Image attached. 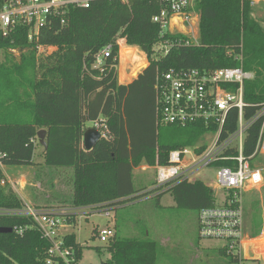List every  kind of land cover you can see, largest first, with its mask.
Segmentation results:
<instances>
[{
    "label": "trees",
    "instance_id": "16d2710c",
    "mask_svg": "<svg viewBox=\"0 0 264 264\" xmlns=\"http://www.w3.org/2000/svg\"><path fill=\"white\" fill-rule=\"evenodd\" d=\"M3 0H0V6ZM264 8V0L257 2ZM255 0H195L199 13L197 44H184L180 35L162 32L151 18L161 10L159 0H93L87 8L70 7L65 24L53 19L39 29L38 42L27 39L28 26L17 24L0 33V162L3 166L37 165L33 152L36 133L45 128L44 163L54 169H71L73 208L93 206L114 210L118 205L148 193L133 184L141 163L164 165L171 150L196 143L207 130L202 120L185 126L164 124L156 102V85L170 69L209 71L237 68L252 73L243 81V117L251 120L243 141V154L251 156L263 118L264 15L255 17ZM118 39L144 53L147 66L127 84L117 79ZM37 44L54 50L38 54ZM108 44L111 52L95 66L96 55ZM168 45L167 53L163 47ZM136 67L141 57H131ZM136 70V69H135ZM237 108L227 111L221 136L237 125ZM103 134L90 150L82 143L85 123ZM203 146L201 147V149ZM223 164L222 161L214 165ZM2 175V174H0ZM168 192L175 206L197 213L213 205L210 187L200 180H178L159 186V201ZM22 201L11 188L0 187V207H19ZM74 223V215L66 214ZM250 236L262 220L256 216ZM30 227L19 235L0 233V264H45L50 242L32 221L22 216H0V226ZM115 235L105 243L104 264H154L158 244L147 237ZM77 264L82 246L73 233L63 236ZM101 253L102 248H95ZM225 250V249H223Z\"/></svg>",
    "mask_w": 264,
    "mask_h": 264
},
{
    "label": "built area",
    "instance_id": "2783aa9c",
    "mask_svg": "<svg viewBox=\"0 0 264 264\" xmlns=\"http://www.w3.org/2000/svg\"><path fill=\"white\" fill-rule=\"evenodd\" d=\"M92 1L3 0L0 6V33L6 35L21 23L28 26L27 39L37 43L41 27L53 19L58 20L61 25L65 24L70 7L87 8ZM118 1L125 5L130 2ZM159 2L162 5L161 10L151 18L152 22L157 23L163 33L180 35V41L184 44H197L199 13L195 8V0ZM117 44L119 46L121 43L117 41ZM36 47L37 51L45 50V47L39 44ZM138 51L136 50L137 54L140 52ZM167 51L168 45H165L163 53ZM110 52L111 44H108L96 55L95 66H101ZM2 57L3 50L0 48V61ZM251 77L252 73L242 70L241 67L209 71L170 69L162 75L155 87L162 123L185 126L202 120L206 128L211 125L216 128L215 131L207 130L201 139L191 146L171 150L166 164L149 168L154 170L157 185L165 186L178 180H195L194 175L202 168L223 162L215 166V184L220 190V195L214 196L212 192L213 205L197 213L198 234L201 238L223 241L224 249L231 257L230 264H264V254L261 252L264 251V240L256 246L250 243L258 252L251 256L245 254L243 247V241L247 242L244 240L242 194L260 185L264 172L263 167L255 164L259 157L264 156V103L257 113L263 118V123L255 151L249 157L243 154L244 137L252 119L245 120L243 117L242 85L244 80ZM232 107L238 111L236 129L221 136L227 111ZM101 134L104 136L102 132ZM2 167L0 162V187L9 185L13 189V182L5 176ZM66 214L73 213L66 209L40 208L24 201L19 207H0V216L28 217L32 221L31 227H35L40 235L50 242L45 264L74 262L72 249L63 239L67 233L62 232V229L71 224L67 221ZM29 228L27 225H15L11 230L21 235ZM95 231L100 241L108 242L115 235L114 221L111 225H105Z\"/></svg>",
    "mask_w": 264,
    "mask_h": 264
},
{
    "label": "rangeland",
    "instance_id": "374dc122",
    "mask_svg": "<svg viewBox=\"0 0 264 264\" xmlns=\"http://www.w3.org/2000/svg\"><path fill=\"white\" fill-rule=\"evenodd\" d=\"M258 1L255 0V17L264 15V8L257 3ZM118 42L122 44L121 39H118ZM53 50L54 47H48L45 50H39L38 54L45 55ZM131 53H136V50L131 47H122L121 58H118L117 79H133L136 73L148 64L144 58L145 54L141 52V55L139 52L136 54L143 60V65L135 68L137 62L130 58ZM85 124L87 128L93 126L92 122ZM37 149H41L40 144H37ZM36 154L33 160L38 162L39 154L37 157ZM255 164L264 168V156L259 157ZM11 166H14L9 170L14 186L12 190H15L23 200L40 208L66 209L73 213L74 223L63 228L62 232L73 233L76 241L82 246V256L77 264L106 263L109 254L104 250L105 242L97 238L95 229L100 230L105 225H111L114 220L119 237L138 239L147 237L157 242L154 264H230L231 262L229 253L223 250V241L199 236L196 211L177 208L168 192L163 193L159 201L155 198L159 186L155 181L154 170L145 167L147 165L144 163L135 167L133 184L136 189L143 187L148 194L108 211L105 208L96 209L93 206L72 209L70 204L71 169H62L68 172L64 176L68 186L63 183L61 187L55 188L43 181L42 186H38V175L41 174L39 168L32 169L29 165ZM216 171L215 166H208L199 170L193 178L207 184L214 196H219L220 190L215 184ZM21 175L26 178V183L23 185H20L17 180ZM262 175L263 182L260 185L242 194L244 240L247 242L243 241L244 246L243 244L242 246L248 256L258 253L250 243L256 246L264 240V172ZM256 216L261 218L262 226L256 235L250 236V228L254 226ZM96 247L102 248L101 253L96 251ZM261 252L264 254V251Z\"/></svg>",
    "mask_w": 264,
    "mask_h": 264
},
{
    "label": "crops",
    "instance_id": "0c3cea01",
    "mask_svg": "<svg viewBox=\"0 0 264 264\" xmlns=\"http://www.w3.org/2000/svg\"><path fill=\"white\" fill-rule=\"evenodd\" d=\"M122 47H127L126 45H125V43L122 41V44H120L119 45V57L121 58V54H120V52H121V48ZM131 48H134L135 50H137L138 51V49L137 48H135V47H131ZM139 52V51H138ZM141 53V52H140ZM131 55H132V53H131ZM135 55H137V54H135ZM141 55H142V53H141ZM132 57V56H131ZM130 57V58H131ZM128 59H129V57H128ZM131 80L132 79H128V80H121L120 78H118V82L119 83H123V84H127V83H129V82H131ZM93 124V123H92ZM86 125V124H85ZM87 128V127H86ZM41 129H45V128H41ZM46 130V129H45ZM44 150H45V147H43L42 145H41V149L40 150H38L37 149V145H36V147H35V150H34V152H33V157H32V159L35 157V153H37V154H39V161L38 162H36L37 163V165H29L32 169H34V168H39L41 171V174H39L38 176H39V179L37 180V183H38V186H42V181L45 183V184H49L50 185V187L51 186H53V187H61V185L63 184V183H65L67 186H68V181L65 179V174H67L68 172H66V171H64V170H62L61 168H58L57 170L56 169H54V168H51V167H48L47 165H45V163H44ZM37 154H36V157H37ZM34 161V160H33ZM35 162V161H34ZM14 166H3L2 168H3V171H4V174H5V176L10 180V181H12L11 180V178H10V173H9V170H10V168H13ZM21 168V167H20ZM54 169V170H53ZM27 173H28V171H27ZM71 174H72V170H71V172H70ZM18 180V182H19V184L20 185H23V184H25L26 183V178L25 177H23V175H21V177H19V179H17ZM6 188H10V186L9 185H7L6 186ZM14 193L16 194V196L20 199L21 197L20 196H18V194H17V192H15V190H14ZM21 201H24V202H26V203H29V202H27V201H25V200H23V198H21L20 199ZM31 204V203H30ZM35 206H37V205H35ZM65 233H70V232H68V231H64Z\"/></svg>",
    "mask_w": 264,
    "mask_h": 264
},
{
    "label": "water",
    "instance_id": "95a60500",
    "mask_svg": "<svg viewBox=\"0 0 264 264\" xmlns=\"http://www.w3.org/2000/svg\"><path fill=\"white\" fill-rule=\"evenodd\" d=\"M146 66L147 65L143 66L141 70H143ZM141 70L136 73V77L141 72ZM45 135H46L45 129H39L36 133L38 143L42 145L43 147L46 146ZM101 137H102L101 132L94 125L86 128L84 130L83 137H82V143H83L84 149L90 150ZM11 231L12 230L10 227L0 226V233H10Z\"/></svg>",
    "mask_w": 264,
    "mask_h": 264
},
{
    "label": "bare ground",
    "instance_id": "6f19581e",
    "mask_svg": "<svg viewBox=\"0 0 264 264\" xmlns=\"http://www.w3.org/2000/svg\"><path fill=\"white\" fill-rule=\"evenodd\" d=\"M128 47V46H127ZM122 53V48H121V52H120V54ZM136 53H132V55L131 56H134Z\"/></svg>",
    "mask_w": 264,
    "mask_h": 264
}]
</instances>
